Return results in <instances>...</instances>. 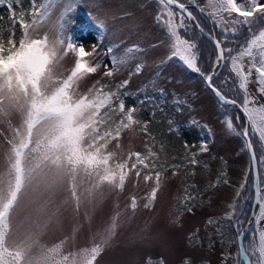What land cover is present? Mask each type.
<instances>
[{"label":"snow or ice","instance_id":"6c2138e0","mask_svg":"<svg viewBox=\"0 0 264 264\" xmlns=\"http://www.w3.org/2000/svg\"><path fill=\"white\" fill-rule=\"evenodd\" d=\"M13 3L19 4V0H0V5L7 4L14 17ZM55 3L57 0H43L37 8L33 0L32 22L27 23L22 18L15 21L20 24L23 32L18 46L14 40L8 41L7 50L0 44V114L8 115L9 111H16L21 117L20 126L13 129V138L8 140L10 149L5 154V167L0 170V264H95L97 257L105 246L110 245L116 233L121 215L119 212L111 217L103 231L96 234L100 243L94 244L90 249H83L79 258L73 256L71 261L69 256L60 254L63 242L47 247L40 243V237L48 229L60 227L62 210H67L65 206L70 201L75 215H79L81 206H85L88 209L85 216L90 220V212L106 198L102 191L105 185L122 191L129 173L135 170L136 177L139 178L141 170L149 168V157L155 156L149 148L147 156L140 152L128 154L129 160L135 158L130 168L128 160L114 165L110 163L115 153L107 151L108 144L116 140L119 147L122 130L139 123L133 117V113L137 111L135 106L125 110L127 93L121 89L129 83L128 80L117 84L115 91H104L107 85L100 84L99 81L87 93L76 95L73 91L79 81L96 73L101 63L106 69L109 64L114 66L104 73L105 76L112 77L121 65H127L136 58L134 53L145 49L138 45L132 46L117 56L112 54L116 45H105L103 61L93 65L89 58H95L99 43L94 42L92 50L87 51L84 43L75 40L68 28L72 23L70 14L76 12L84 0H61L63 10L55 25V38L49 39L47 34L43 38H31L29 29L47 20ZM156 3L159 7L155 21L165 32L164 39L159 43L168 49L166 60H161L157 67L178 59L187 69L203 78L217 96L222 109L226 106L239 108L247 122L243 131H237L231 118L225 113L227 131L241 137L243 150L250 153L252 161L256 160V152L253 151L254 142L251 137L258 134L261 145L259 163L264 166V104H259L256 96L249 91L254 70L255 83L258 85L256 91L264 95V3L258 0H207V5L211 8L208 16L213 23L217 26L224 22L233 25L231 29L221 26L223 39H216L209 34L217 54L212 62V71L207 74L199 66L201 52L197 41L181 34V30L184 33L190 32L193 22H197V16L188 7L194 0H156ZM199 11L204 14L205 8L201 7ZM87 15L98 29L94 41L102 42L107 32L105 21L97 20L91 13ZM195 26L203 33L199 22ZM242 31H246L247 36L244 43L238 46L239 51L235 47L224 46L229 42L230 36ZM68 52L75 55L74 67L66 78L57 77L54 75V68ZM225 65L228 66L229 78L235 84L233 90H238L243 95L241 104L236 99H229L215 86L216 72ZM143 67V62L137 63L134 73H139ZM132 74L133 72L129 73L130 76ZM226 82L227 80L222 83ZM160 92L163 93V89ZM104 109L107 111H102ZM117 113L122 115V119L113 128L110 124L111 117ZM185 147L187 148V142ZM200 151H207L206 141L201 143ZM194 157L195 154L189 161L191 164L197 163ZM154 175L156 186L152 188L145 208L152 206L160 187L162 173L155 171ZM152 178L151 172L144 176L145 181ZM244 187L241 184V190ZM62 191H67L69 195L57 203V195ZM239 195L238 191L237 196ZM255 197L258 212L250 223L254 222L256 229L248 245H238V264H264V227H261V221H264V188L258 185ZM130 206L133 210L137 207L135 197ZM230 207L233 211L226 215L229 220L236 215L235 202ZM14 213L23 214L17 224L21 239L15 247H9L7 241L13 234L11 219ZM208 223H213L212 218H209ZM237 225H241L237 229V235L238 239H242L247 229L243 228L239 219Z\"/></svg>","mask_w":264,"mask_h":264},{"label":"rangeland","instance_id":"374dc122","mask_svg":"<svg viewBox=\"0 0 264 264\" xmlns=\"http://www.w3.org/2000/svg\"><path fill=\"white\" fill-rule=\"evenodd\" d=\"M42 2L35 0V6L39 8ZM258 2L264 3V0ZM192 4L211 12L207 0H194L188 5ZM158 7L156 0H84L83 5L70 14L72 23L68 28L74 39L82 41L85 49L90 51L94 42L99 43L95 58H89L93 65L103 61L105 45H116L112 54L117 56L128 47L138 45L145 49L134 53L136 58L121 65L112 77L104 73L114 66L109 64L106 69L101 63L99 70L79 81L73 91L76 95L87 93L96 81L107 85L104 91H115L117 84L128 80L129 83L121 89L127 93L125 110L135 106L137 111L133 117L139 123L122 130L119 147L116 140L108 144L107 151L115 153L110 163L114 165L128 160L130 168L135 161L134 157L128 159L130 152L147 156L150 148L155 153L148 159L149 168L142 169L139 178L135 170L129 173L122 191L104 186L102 191L106 198L90 212V220L85 216L88 210L85 206H81L79 215H75L70 201L65 206L67 210H62L60 227L50 228L40 237V243L47 247L63 242L60 254L69 256L70 261L73 256L79 258L83 249L100 243L96 234L103 231L111 217L119 212L116 233L95 264H161V261L163 264H234L232 253L235 246L226 249L207 219L209 215L223 212L235 198L250 169L248 153L243 150L241 137L227 131L224 121L225 113L230 117L229 113L222 109L200 75L187 69L178 59L157 67L161 60H166L168 53L167 47L159 43L165 32L155 21ZM32 9L33 0H19V4L12 5L13 17L7 4L0 5V44L5 50L9 47V40L18 41L23 33L15 21L22 18L31 23ZM62 10L61 0H57L47 20L29 29L30 37L43 38L47 34L49 39L55 38V25ZM88 13L105 21L107 32L102 42L94 41L98 29ZM221 26L225 29L233 27L228 22ZM140 62L144 67L134 73L135 65ZM74 64L75 55L68 52L56 64L54 75L66 78ZM130 72H133L131 76ZM255 78L253 70L249 91L259 104H264V95L256 91ZM121 119L119 113L112 115L111 126L114 128ZM20 124L18 112L0 114V170L5 167V154L10 149L8 140L13 138V129ZM202 129L211 135V140H206L207 151L203 152L200 151L202 142H199ZM193 154L196 164L189 162ZM155 171L162 173L160 187L152 206L145 208L147 198L156 186ZM149 172L153 178L145 181L144 176ZM67 195V191L60 192L57 203ZM133 197L137 201L135 210L130 206ZM22 216V213L12 216L13 234L7 241L9 247H15L21 239L17 224ZM261 227H264V221H261Z\"/></svg>","mask_w":264,"mask_h":264},{"label":"trees","instance_id":"16d2710c","mask_svg":"<svg viewBox=\"0 0 264 264\" xmlns=\"http://www.w3.org/2000/svg\"><path fill=\"white\" fill-rule=\"evenodd\" d=\"M199 6L196 4L190 5V10L193 12L194 15L197 16V20L199 23L210 33H215L216 36L219 39H223V34L221 33V26H217V24L213 23L211 17L208 16V13L205 11L204 14H201L199 11ZM196 23L193 22L192 30L188 33H184L183 30H181L182 35H187L189 38L195 39L198 44V48L201 52V59L199 61V66L202 68V70L207 74L212 71L213 64L212 62L215 60L216 56V49L214 48L213 42L205 36L204 33H201L198 28H196ZM23 34V33H22ZM21 34V36H22ZM20 36V38H21ZM247 36L246 31H242L235 36L229 37V42L224 45L225 47H235L237 51H239V45L244 43L245 37ZM16 41V44L18 46L19 40ZM90 51V50H87ZM236 53L234 52L233 55ZM246 61V60H245ZM230 73L228 70V66L225 65L220 72L214 77V83L215 86H217L226 96L236 99L240 104L243 101V95L238 90H233L235 88V84L233 79L229 78ZM227 80L226 83H222L223 81ZM218 99V98H217ZM227 112L229 113V116L233 122V125L238 129V131L242 132V126L245 124V119L242 115V113L236 109V108H229L228 106L225 107ZM239 115L240 121H237V116ZM254 142V149L258 158L259 163V156L260 152L259 149L261 147L260 143L258 142V134L251 137ZM209 142L211 140V135L209 132L205 129H202V137L199 139V142L206 141ZM248 157L250 160V169L248 171V174L246 175V179L242 184L245 185V187L241 190L239 186V192L240 195L236 196L231 201L230 205L235 202L236 204V215L231 219H227L226 215L233 211V209L229 206L227 209H225L221 213L213 214L208 216L209 218H212L213 223L211 225L213 226L218 239L221 243L226 245V249L228 246L234 245L235 250L232 253L233 256V263H238V235H237V229L241 227V225H237V219H239L242 222V226H244L249 222L251 209L253 205V196H254V190H253V169L251 164V158L248 151ZM259 173H260V181H261V188H264V166H261L259 163ZM237 191V192H238ZM256 229V224L253 226V228L247 233L244 244L248 245L249 242L253 239L252 233ZM256 242L258 243V235L256 237ZM228 253V252H226Z\"/></svg>","mask_w":264,"mask_h":264},{"label":"water","instance_id":"95a60500","mask_svg":"<svg viewBox=\"0 0 264 264\" xmlns=\"http://www.w3.org/2000/svg\"><path fill=\"white\" fill-rule=\"evenodd\" d=\"M188 7H189V5H188ZM189 10H190V8H189ZM191 11V10H190ZM197 22H199L198 20H197ZM197 22H195V23H197ZM200 24V23H199ZM200 26L203 28V33L205 34V36L206 37H208L209 38V34H211V35H213V36H215V38L216 39H219L214 33H210V32H208L201 24H200ZM210 39V38H209ZM211 40V39H210ZM212 41V40H211ZM213 42V41H212ZM222 69V68H221ZM221 69H219L217 72H216V75L220 72V70ZM215 75V76H216ZM208 85V84H207ZM209 87V86H208ZM217 87V86H216ZM218 88V87H217ZM223 93V92H222ZM215 94V93H214ZM224 94V93H223ZM225 95V94H224ZM226 96V95H225ZM228 97V96H227ZM229 99H233V98H230V97H228ZM237 103L238 104H240L238 101H237ZM229 108H231V106H228ZM236 109H238L241 113H242V115H243V117H244V119H245V124L247 123L246 122V118H245V115L243 114V112L239 109V108H236ZM239 121H240V118H239ZM245 124H244V126H245ZM243 126V127H244ZM243 127H242V131H243ZM253 151H255V149L253 148ZM251 164H252V169H253V190H254V196H253V205H252V209H251V214H250V219H249V222L244 226V228L245 229H247V232H246V234H245V236L242 238V239H238V244L240 245V244H243L244 245V239H245V237H246V235H247V233L253 228V226L255 225V223L253 222V223H250V221H252L253 220V217H254V215L258 212V204H256L255 203V199H256V197H255V188L259 185L260 187H261V182H260V173H259V163H258V158H257V155H256V160L255 161H252L251 160Z\"/></svg>","mask_w":264,"mask_h":264}]
</instances>
